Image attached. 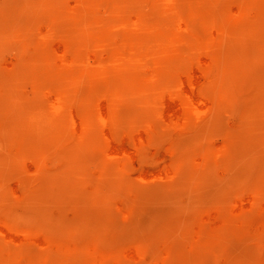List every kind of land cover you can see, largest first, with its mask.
Returning <instances> with one entry per match:
<instances>
[{
	"label": "rangeland",
	"instance_id": "obj_1",
	"mask_svg": "<svg viewBox=\"0 0 264 264\" xmlns=\"http://www.w3.org/2000/svg\"><path fill=\"white\" fill-rule=\"evenodd\" d=\"M42 1L0 0V264H264V209L239 207L264 195V72L239 87L236 108L136 148L127 138L135 156L121 165L103 140L58 141L42 119ZM127 103L120 142L148 118L137 97ZM227 144L232 153H213Z\"/></svg>",
	"mask_w": 264,
	"mask_h": 264
},
{
	"label": "bare ground",
	"instance_id": "obj_2",
	"mask_svg": "<svg viewBox=\"0 0 264 264\" xmlns=\"http://www.w3.org/2000/svg\"><path fill=\"white\" fill-rule=\"evenodd\" d=\"M36 8L42 19L33 78L46 87V127L58 141L72 132L88 148L103 140L121 165L135 156L127 138L136 148L152 133L190 129L229 104L236 108L239 87L264 72V0H45ZM135 97L148 118L120 142ZM226 152L229 144L213 153ZM210 156L195 160L204 168ZM262 196L251 194L239 207L264 209ZM3 232L17 237L9 227Z\"/></svg>",
	"mask_w": 264,
	"mask_h": 264
}]
</instances>
